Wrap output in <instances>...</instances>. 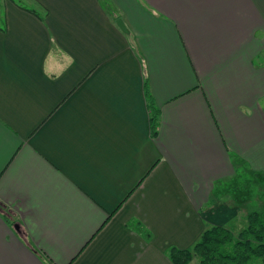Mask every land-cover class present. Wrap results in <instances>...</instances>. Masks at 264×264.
Masks as SVG:
<instances>
[{
	"label": "crops",
	"instance_id": "crops-1",
	"mask_svg": "<svg viewBox=\"0 0 264 264\" xmlns=\"http://www.w3.org/2000/svg\"><path fill=\"white\" fill-rule=\"evenodd\" d=\"M249 175L264 0H0V264H173Z\"/></svg>",
	"mask_w": 264,
	"mask_h": 264
},
{
	"label": "trees",
	"instance_id": "trees-1",
	"mask_svg": "<svg viewBox=\"0 0 264 264\" xmlns=\"http://www.w3.org/2000/svg\"><path fill=\"white\" fill-rule=\"evenodd\" d=\"M117 26L127 33L120 20ZM151 108V132L156 135L158 111ZM246 226L237 234L222 226H213L203 231L198 241L190 248H170L168 257L173 264H189L194 257L199 264H249L259 260L264 264V213L251 212L246 217Z\"/></svg>",
	"mask_w": 264,
	"mask_h": 264
},
{
	"label": "rangeland",
	"instance_id": "rangeland-1",
	"mask_svg": "<svg viewBox=\"0 0 264 264\" xmlns=\"http://www.w3.org/2000/svg\"><path fill=\"white\" fill-rule=\"evenodd\" d=\"M236 180L237 181L233 182L234 185H236V188H237V184L243 187L246 183H247L246 185L248 188L241 189L239 186V188L235 189V191H240V192L246 191V192L251 193V197H250L251 204L250 205L253 207V210L256 212L263 211L264 213V185L261 184L257 180L256 176H252V175L247 176L246 179H244L243 177H240V178H237ZM244 215L246 214H242L239 220H237L231 225V231L233 232L234 235H237L246 226L247 216L244 217ZM193 260L194 262L192 264H199L198 258L194 257L192 261ZM191 262L189 264H191ZM249 264H261V263L259 260L255 259L251 261Z\"/></svg>",
	"mask_w": 264,
	"mask_h": 264
}]
</instances>
